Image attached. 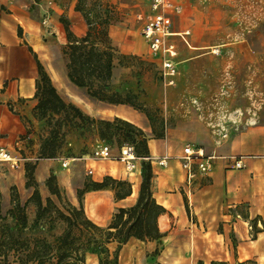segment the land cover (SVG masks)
I'll use <instances>...</instances> for the list:
<instances>
[{
	"label": "rangeland",
	"instance_id": "1",
	"mask_svg": "<svg viewBox=\"0 0 264 264\" xmlns=\"http://www.w3.org/2000/svg\"><path fill=\"white\" fill-rule=\"evenodd\" d=\"M35 1V15L38 17V27L34 32L36 36L29 37L24 26L18 27L11 45L27 50L28 46H32L64 98L77 104L90 116L109 120L120 117L141 127L149 139L152 165L159 166L160 159L170 157L187 142L202 145L208 151L217 149L219 153L220 145L228 143L246 126L264 123V0H172L182 5V12L172 13V30L176 34L166 38L178 49L175 58L179 61L178 74L171 84L162 74L161 60L164 54H153L150 42L141 32L150 20L151 11L147 0H86L88 6L100 2L109 5L112 10L113 21L109 34L120 55L116 60L112 84L114 89L123 93L131 90L138 94L143 110L125 105L133 112L135 120L116 115L117 108L113 104L90 97L86 89L77 87L67 77L66 61L61 52L66 37L59 39L53 18L63 26L67 21L75 33V30L86 24L83 14L76 10L78 0ZM225 4L231 5L225 7ZM229 9L231 11L225 13ZM225 25L231 28L229 34L226 37L214 36V28L220 26L222 29ZM184 31L188 33L190 45L205 46L198 50L200 52L212 51L220 44L228 45V49L219 46L218 51L194 60L192 53L182 50L183 46H189L177 32ZM36 40L48 46L42 53L44 59L37 48L38 42H34ZM36 67L38 69L37 64ZM7 72L12 74V71ZM55 73L62 76L64 85L54 79ZM4 78H1V82H5L3 86L0 85V91L9 81ZM13 79L14 76L10 80ZM35 103L36 100L27 101L26 98L7 103L0 100V107L7 106L5 108L8 111L0 113V138L6 137L7 128L17 122L24 130L16 140L35 145L39 151L41 137L46 135L47 126L33 116ZM223 133H227V137L223 138ZM101 144L110 147L109 158L97 157L95 150ZM12 145L21 152L18 145ZM128 146L132 145L122 142L119 136L107 140L100 137L96 130H70L61 141L58 155L54 158L60 177L66 175L69 178L70 190L61 186L60 177L55 174L62 192L61 201L51 195L47 188L55 203L66 211L71 203L69 197L79 199L77 189L83 187H78L82 181L103 180L106 175L131 183L128 179L119 178L126 175L136 184V177L142 173V160L134 154L135 168L128 170L125 162L120 160L123 150ZM21 153L24 154L23 151ZM64 162L67 166L63 165ZM23 163V166L16 167L0 164V187L11 198V205L7 204L4 210L0 200L1 230L3 226L16 227L17 211H14L15 214L10 211L16 206L15 198L21 202L18 185L21 186L22 194L26 195H32L35 189L39 190L37 167L30 173L25 165L34 162L24 160ZM89 167L94 169V174L87 172ZM140 183L136 188H140ZM31 203L35 205V219L37 206L33 201ZM25 209L27 211V207ZM227 212L229 219L214 214L202 219V226L177 228L175 225L161 230L164 236L160 240H152L156 248L149 255L161 256L167 250L166 264H264V215L250 217L244 207L230 208ZM52 213H55L53 209ZM158 222L161 229L160 220ZM195 222H198L197 218ZM49 224L48 216L40 221L43 227ZM54 224L55 228L60 229L65 225L60 219H56ZM45 235L52 239L50 234ZM33 246L31 242L26 248H18L17 245V248L9 251L8 260L0 257V264L20 263ZM252 255L262 260L250 257ZM245 257L250 258L244 261ZM150 264L157 262L153 260Z\"/></svg>",
	"mask_w": 264,
	"mask_h": 264
},
{
	"label": "trees",
	"instance_id": "2",
	"mask_svg": "<svg viewBox=\"0 0 264 264\" xmlns=\"http://www.w3.org/2000/svg\"><path fill=\"white\" fill-rule=\"evenodd\" d=\"M85 1L78 0L76 6V10L85 18L87 24L85 33L78 36L67 21L64 24L66 42L62 45L61 52L66 61L68 79L77 87L86 89L92 98L143 110L137 93L131 90L123 93L114 89L112 84L116 60L120 57L109 34V27L113 21L112 10L107 4L95 2L88 6ZM28 49L35 58L39 73L33 96L36 100L33 116L45 122L47 126L46 135L41 137L38 158L57 157L61 141L70 130H96L104 139L110 140L119 136L122 142L132 145L135 156L142 160L141 183L136 202L128 208H119L107 226H100L85 212L81 202L82 195L90 190L111 188L115 191L117 199L125 198L132 192L131 183L110 175H106L101 181L84 182L83 187L77 189L80 205L70 203L64 211L51 196H56L58 201L62 199L56 175H49L46 186L51 195L46 197L45 203L38 189H35L24 203L15 198L16 206L10 212L15 214L14 211H17L16 227L15 229L13 226L2 227L0 257L8 260L12 248L17 245L18 248H26L31 242L34 243L33 249L18 264H84L86 254L90 252L99 255L100 264H119L120 249L130 239L152 241L160 240L164 236L158 220L167 209L154 196L155 172L150 160L149 139L144 130L131 121L120 117H114L113 120L96 119L74 102L66 100L32 46H28ZM34 167H37V162L25 165L30 173ZM31 201L36 204L37 210L32 226L27 229L25 208ZM52 209L55 211L54 214ZM46 216L49 217L50 224L43 227L40 221ZM56 219L64 221L65 225L61 233L52 234ZM47 232L52 239L45 235ZM113 241L117 242V248L111 253L108 243Z\"/></svg>",
	"mask_w": 264,
	"mask_h": 264
},
{
	"label": "crops",
	"instance_id": "3",
	"mask_svg": "<svg viewBox=\"0 0 264 264\" xmlns=\"http://www.w3.org/2000/svg\"><path fill=\"white\" fill-rule=\"evenodd\" d=\"M34 4H37L35 0H0V85L3 86L5 82V80L1 82L2 77L9 80L7 86L0 91V100L6 103L8 101H17L20 98H26L27 101L34 100L35 83L38 76L37 63L34 61L35 58L34 56L32 57L33 54L28 51L29 49L27 50L23 47L11 45L17 34L18 27L24 26L29 37L36 36L34 32L38 27V17L35 15L36 8ZM230 5L231 4H225V7ZM230 11V9L225 10V13ZM53 19L55 20V32H58L59 39L63 40L66 37L65 28L59 20ZM225 22L226 19L224 20V24H226ZM219 27L217 28L216 26L214 28V36L222 35L226 37L231 30V28L228 29V25L223 26L222 29ZM86 28L87 26L84 24L82 27H79L78 30H75V34L80 36L86 31ZM177 33L181 36L182 41L189 46V48L183 46V52L192 53V55H194L192 57L194 60H198L213 51L200 52L198 50L205 46L190 45L187 31ZM9 39L12 40L10 41ZM184 39H186V41ZM34 42H38L36 44L37 48L39 49L41 58L44 59L42 53L47 45L39 43L38 40ZM32 44L34 45V43ZM40 45H44V47L41 48ZM220 45L224 50L228 49V45ZM176 62L178 65L179 61L176 60ZM7 71H12V74H9ZM13 76L15 79L10 80ZM114 106L117 108L115 109L116 115L129 120H135L133 112L127 109L125 105L119 104ZM5 107L7 106L0 107V113L2 111H5V113L8 112ZM192 124L198 126L196 122H192ZM143 125L145 126V124ZM7 130V136L0 138V142L10 147L12 146L11 148L14 152H18V150L15 149L12 143L18 145L19 150L24 152V154L20 153L24 156L25 161L30 160L37 162L36 178L39 182V192L45 200V198L50 195L46 186L47 177L51 172L60 177L58 169L56 168L57 165H55V159L38 158L39 151L35 145L16 140L18 134L22 133L24 130L17 122L13 123V126L7 128ZM179 150L180 147L170 155L166 166L160 164L156 166L153 164V170L155 172L153 185L154 196L158 202L163 204L167 209V212L161 214L159 217L162 231L175 225L177 228H193L194 225L197 226L198 224L202 226L203 220L208 219V216L214 214H221L225 219H229L230 216L227 211H229L230 208L236 207H244L246 213H248L250 217L264 215V123H254L246 126L238 135L232 137L228 143H222L219 148V153H217V149L213 151H208L206 149L208 153L216 154V158L213 160V168L209 177L197 181L190 200H188L186 194V173L180 161L176 158ZM234 156L243 157L245 162L244 168L235 169L231 167L232 163L230 157ZM23 162L20 164L21 166L24 165ZM67 178L66 175H63V177H60L59 181L63 188H69L70 190L71 182L69 183V178ZM119 178L128 179L131 182L132 192L127 197L117 199L114 190L111 188H102L85 192L81 199L87 215L100 226H107L119 208H128L137 200L139 188H136V185L138 186V183L141 181V176L136 177V184H134L131 177H127L126 175H121ZM98 180H101V178ZM83 185L84 181H82L78 187ZM18 186L21 192V202H26L30 198L31 193L27 195L22 194L21 186ZM1 190L0 187V200H2L1 204L4 210V208L11 205V198L9 193H5V191ZM69 199L72 204L80 205L79 199L75 200L72 197H69ZM189 202L191 211L194 213L193 219L189 217L190 213L188 214V211H190ZM34 209L35 205L29 202L27 206V229L32 226ZM236 212L238 213L237 210ZM238 216L241 217L240 214ZM196 218L198 222H195ZM1 225L0 218V235ZM234 228H237V224ZM28 231L31 232V230ZM61 232L62 229L58 227L51 231L52 234ZM47 234L49 233L47 232ZM108 247L111 253H113L117 248V242L113 241L108 243ZM155 248L156 243L153 241H142L135 238L130 239L120 249L118 255L119 264H150L153 260H155L157 264H166L165 255L167 250H164L161 256L155 257L149 255ZM250 257L262 260L255 255ZM250 257H245L244 261L248 260ZM84 264H100L99 255L93 252L87 253Z\"/></svg>",
	"mask_w": 264,
	"mask_h": 264
},
{
	"label": "built area",
	"instance_id": "4",
	"mask_svg": "<svg viewBox=\"0 0 264 264\" xmlns=\"http://www.w3.org/2000/svg\"><path fill=\"white\" fill-rule=\"evenodd\" d=\"M151 11L150 20L142 28L143 36L150 42V48L153 54H164L161 60V69L167 83H174L178 74V66L175 60L177 56V47L173 42H167L166 38L173 35V19L172 13L179 14L182 12V5L175 4L172 0H147ZM186 41V39H184ZM227 133H223V138L227 137ZM97 157L109 158L111 156L110 147L107 144H101L95 150ZM133 154V147L128 146L123 150L120 160L125 162L128 170L135 168V158H129ZM176 158L180 161L182 168L185 170L186 176V194L188 200L193 193V188L199 179L209 177L213 160L216 158L215 153H208L202 145L187 142L180 148ZM169 157L164 156L159 160V164L166 166ZM24 161V156L20 152L14 150L7 144L0 142V164H8L11 167L19 166ZM232 168L242 169L245 167L243 157H231ZM67 166V163H63ZM87 172L94 174V169L89 167ZM190 205V202H189ZM190 217L193 219L194 213L189 209ZM251 228V227H250Z\"/></svg>",
	"mask_w": 264,
	"mask_h": 264
},
{
	"label": "bare ground",
	"instance_id": "5",
	"mask_svg": "<svg viewBox=\"0 0 264 264\" xmlns=\"http://www.w3.org/2000/svg\"><path fill=\"white\" fill-rule=\"evenodd\" d=\"M172 34H176V33H172ZM219 46H221V45H217V46H215L216 48H214V50L213 51H218L219 49H218V47ZM54 79L60 84V85H64V84H62L63 83V78H62V76H60L58 73H55L54 74ZM153 145V144H152ZM135 156L133 155V154H131L130 153V155H129V158H134Z\"/></svg>",
	"mask_w": 264,
	"mask_h": 264
}]
</instances>
